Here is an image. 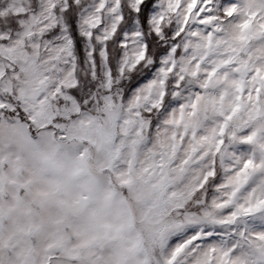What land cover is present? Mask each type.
I'll return each mask as SVG.
<instances>
[{
  "label": "rangeland",
  "instance_id": "rangeland-1",
  "mask_svg": "<svg viewBox=\"0 0 264 264\" xmlns=\"http://www.w3.org/2000/svg\"><path fill=\"white\" fill-rule=\"evenodd\" d=\"M35 7L0 0V16L28 13L18 35L0 37V106L49 126L43 137L0 126V264H165L176 235L219 211L221 197L228 207L264 195V80L254 71L160 117L145 93L89 79L86 65L42 45L54 18ZM247 245L264 259V244Z\"/></svg>",
  "mask_w": 264,
  "mask_h": 264
},
{
  "label": "snow or ice",
  "instance_id": "snow-or-ice-1",
  "mask_svg": "<svg viewBox=\"0 0 264 264\" xmlns=\"http://www.w3.org/2000/svg\"><path fill=\"white\" fill-rule=\"evenodd\" d=\"M35 3L34 16L54 18L42 45L86 65L89 79L99 73L105 82L118 79L129 96L145 93L160 117L185 100L194 107L205 92L235 87L242 68L264 80V0H51L46 9ZM27 16H0V37L18 35ZM0 113L12 114L7 121L0 116V126L36 128L40 137L49 127L26 108L0 106ZM241 199L225 207L221 197L219 211L176 235L165 264H240L237 253L249 256L248 264H264L247 245L264 244V229L255 226L264 223V195Z\"/></svg>",
  "mask_w": 264,
  "mask_h": 264
},
{
  "label": "trees",
  "instance_id": "trees-1",
  "mask_svg": "<svg viewBox=\"0 0 264 264\" xmlns=\"http://www.w3.org/2000/svg\"><path fill=\"white\" fill-rule=\"evenodd\" d=\"M217 164H218L217 169L219 171V165H220L219 159L217 160Z\"/></svg>",
  "mask_w": 264,
  "mask_h": 264
}]
</instances>
